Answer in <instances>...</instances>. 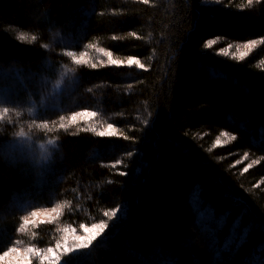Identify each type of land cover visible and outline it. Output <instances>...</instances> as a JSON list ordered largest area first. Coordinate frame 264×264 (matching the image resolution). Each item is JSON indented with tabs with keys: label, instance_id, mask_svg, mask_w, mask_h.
<instances>
[{
	"label": "trees",
	"instance_id": "trees-1",
	"mask_svg": "<svg viewBox=\"0 0 264 264\" xmlns=\"http://www.w3.org/2000/svg\"><path fill=\"white\" fill-rule=\"evenodd\" d=\"M260 41L264 0H0V257L264 264Z\"/></svg>",
	"mask_w": 264,
	"mask_h": 264
},
{
	"label": "rangeland",
	"instance_id": "rangeland-1",
	"mask_svg": "<svg viewBox=\"0 0 264 264\" xmlns=\"http://www.w3.org/2000/svg\"><path fill=\"white\" fill-rule=\"evenodd\" d=\"M92 57L97 58L96 54H93ZM85 117H88V115ZM107 131L112 132L113 129L110 128ZM57 214L56 209L38 210L27 220V223L36 224L52 221L56 218ZM99 231L100 228L94 226L84 227L82 232H66L67 237L61 243L49 249H40L33 246L27 248H12L0 257V264H29L33 259L56 261L57 259L59 260L60 255H72L81 252Z\"/></svg>",
	"mask_w": 264,
	"mask_h": 264
},
{
	"label": "snow or ice",
	"instance_id": "snow-or-ice-1",
	"mask_svg": "<svg viewBox=\"0 0 264 264\" xmlns=\"http://www.w3.org/2000/svg\"><path fill=\"white\" fill-rule=\"evenodd\" d=\"M143 3L147 4L149 2V0H142ZM253 3V0H247V4L248 5H251ZM139 38V37H137ZM215 41H209L208 43V47H211L212 44H214ZM260 43H264V41H260ZM257 42L256 41H252L248 44H245L243 47L245 49H252L256 46ZM231 47V46H229ZM244 55H247V53H242L241 54V58L244 56ZM115 64L118 65V66H124L126 65L127 67H132V66H135L137 69H140V70H143V71H148V68L146 67V65L144 63L141 62V60L139 58H134V57H129L127 58L126 60H115ZM113 135L114 136H117V135H120L119 133V130L117 128L113 129ZM225 136V140L221 141L219 139L216 140V144L219 146V145H223V144H226L228 143L230 140H234L235 137L234 136H228L227 133H224L223 134ZM124 139H128V137H124ZM248 167L250 168L251 167V164L248 165ZM244 171H247V168L244 169ZM125 173L121 172L120 175H124ZM116 213L115 212H112V213H106V215L108 216H114Z\"/></svg>",
	"mask_w": 264,
	"mask_h": 264
}]
</instances>
